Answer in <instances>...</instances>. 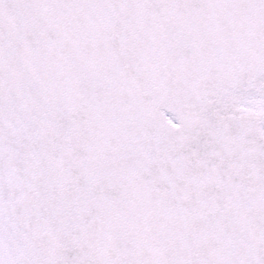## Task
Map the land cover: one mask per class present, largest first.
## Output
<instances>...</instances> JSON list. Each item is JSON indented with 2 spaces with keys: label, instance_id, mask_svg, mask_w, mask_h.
<instances>
[{
  "label": "snow or ice",
  "instance_id": "6c2138e0",
  "mask_svg": "<svg viewBox=\"0 0 264 264\" xmlns=\"http://www.w3.org/2000/svg\"><path fill=\"white\" fill-rule=\"evenodd\" d=\"M0 264H264V0H0Z\"/></svg>",
  "mask_w": 264,
  "mask_h": 264
}]
</instances>
